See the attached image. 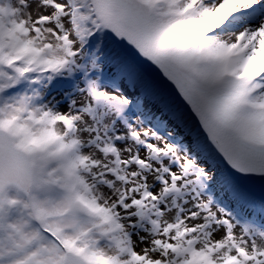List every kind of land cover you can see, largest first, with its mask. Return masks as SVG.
Returning a JSON list of instances; mask_svg holds the SVG:
<instances>
[{"label": "snow or ice", "instance_id": "obj_1", "mask_svg": "<svg viewBox=\"0 0 264 264\" xmlns=\"http://www.w3.org/2000/svg\"><path fill=\"white\" fill-rule=\"evenodd\" d=\"M0 264H264V0H0Z\"/></svg>", "mask_w": 264, "mask_h": 264}]
</instances>
